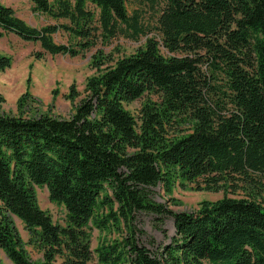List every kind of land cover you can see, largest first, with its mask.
<instances>
[{"label":"trees","instance_id":"16d2710c","mask_svg":"<svg viewBox=\"0 0 264 264\" xmlns=\"http://www.w3.org/2000/svg\"><path fill=\"white\" fill-rule=\"evenodd\" d=\"M30 1L69 22L31 26L0 0V39L13 32L47 53L77 56L129 28L151 30L127 0ZM149 1L161 40L120 58L94 56L98 73L70 117L0 113V249L14 264L58 256L65 264H264V0ZM59 30L75 42H56ZM11 62L0 54V72ZM146 92L160 102H146L136 118L125 105ZM181 117L190 131L168 138ZM197 181L246 194L204 200L195 212L152 196L153 186L170 195L176 183ZM34 184L65 206V225L40 207ZM142 212L174 217L170 243L152 250L142 241ZM10 214L37 235L44 260L29 256ZM90 222L121 236L93 249Z\"/></svg>","mask_w":264,"mask_h":264},{"label":"rangeland","instance_id":"374dc122","mask_svg":"<svg viewBox=\"0 0 264 264\" xmlns=\"http://www.w3.org/2000/svg\"><path fill=\"white\" fill-rule=\"evenodd\" d=\"M8 6L13 7L16 14L29 25L43 27L48 24L69 22L68 19H54L50 15L34 9L30 0H2ZM128 12L131 17L138 19V24L151 28L146 33L134 36L132 29L129 33H120L109 42H99L95 47L84 51L77 56L68 54H50L43 50L39 42L22 39L13 32H6L0 39V54L11 58V66L0 72V92L4 101L0 102V113L11 115H23L36 117L43 114H52L61 117H70L80 103L86 97L87 81L98 73L93 60L100 54L111 55L120 58L134 54L140 47H144L149 38L161 40L156 26L157 7L149 0H127ZM58 43L73 44L75 39L64 30L53 34ZM163 52H168L161 46ZM114 62L110 64H114ZM207 65H204L206 68ZM160 95L146 92L142 97L126 104V108L138 118L140 110L146 102H160ZM184 118L188 116L183 115ZM177 118L171 127H168V138L180 137L190 131V119ZM197 182H186L184 185L176 183L172 194H166L161 186L151 187L154 199L164 202L173 211L195 212L204 200L217 201L225 196L242 197L245 191L232 190H204ZM38 203L47 211L57 224L65 225L67 210L64 205L50 199L46 186L33 185ZM264 199V195H263ZM102 209L98 210L101 214ZM24 241V248L29 256L36 261L45 258V248L37 235L32 233L17 216L10 214ZM153 213L142 212L137 217L140 228L145 231L142 241L155 250L157 246H163L172 241L176 234L174 217L166 215L162 218ZM91 246L95 249L102 241L115 240L121 236V230L115 227L99 229L93 222L89 224ZM152 240L155 245H152ZM0 264H14L4 250L0 249ZM55 264H65L62 257L58 256Z\"/></svg>","mask_w":264,"mask_h":264}]
</instances>
